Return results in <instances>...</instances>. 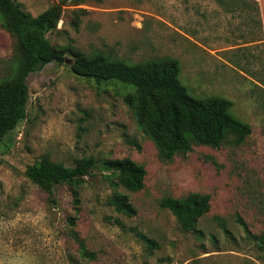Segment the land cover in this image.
Wrapping results in <instances>:
<instances>
[{"label":"rangeland","instance_id":"1","mask_svg":"<svg viewBox=\"0 0 264 264\" xmlns=\"http://www.w3.org/2000/svg\"><path fill=\"white\" fill-rule=\"evenodd\" d=\"M15 1L33 16L62 4L48 35L57 47L129 63L178 60L193 95L229 99L252 132L239 146L194 144L161 156L123 100V86L76 76L67 53L66 63L28 76L26 117L0 142V264H264L256 238L264 234V35L253 0ZM13 47L0 24V75ZM43 157L66 166L93 157L96 166L78 187L62 184L49 195L25 175ZM123 158L145 167L142 190L123 189L103 167ZM116 192L129 197L134 216L109 205ZM190 192L208 194L210 210L183 231L160 202ZM75 232L94 258L81 255Z\"/></svg>","mask_w":264,"mask_h":264},{"label":"trees","instance_id":"2","mask_svg":"<svg viewBox=\"0 0 264 264\" xmlns=\"http://www.w3.org/2000/svg\"><path fill=\"white\" fill-rule=\"evenodd\" d=\"M85 0H63L79 5ZM252 10L259 15V5L253 0ZM63 6L53 4L33 16L15 0H0V24L14 41L13 56L7 72L0 75V142L26 117L28 76L49 63L64 64L66 54L72 57L70 71L76 76L98 84L117 82L125 90L123 100L132 107L138 126L152 140L159 155L170 158L174 153H187L193 145L219 148L222 145L239 146L251 134L249 124L231 113L232 102L216 95H193L181 82L178 60L171 57L146 59L129 63L121 58L97 52L86 55L76 48L53 45L48 35L57 30L62 19ZM258 25L262 22L258 18ZM264 43V38L260 37ZM264 67V61L261 63ZM264 91V79L260 82ZM264 107V106H263ZM96 166L93 157L82 158L72 166L54 162L47 157L29 164L26 177L47 194L55 187L73 184L78 187L91 175ZM103 167L109 170L116 184L131 192L145 186L146 169L129 158L107 160ZM73 195L78 197L74 188ZM78 202V198L75 199ZM113 209L125 216L136 211L126 194L116 192L108 201ZM161 206L175 217L183 231L193 230L210 210V196L190 192L181 197H164ZM227 232L225 223L216 218ZM243 224L241 220H238ZM81 255L94 258L84 242L74 233ZM258 246L264 251V234Z\"/></svg>","mask_w":264,"mask_h":264},{"label":"crops","instance_id":"3","mask_svg":"<svg viewBox=\"0 0 264 264\" xmlns=\"http://www.w3.org/2000/svg\"><path fill=\"white\" fill-rule=\"evenodd\" d=\"M261 4L260 8V15H261V22H262V27H263V35H264V4L262 3V0H259Z\"/></svg>","mask_w":264,"mask_h":264}]
</instances>
